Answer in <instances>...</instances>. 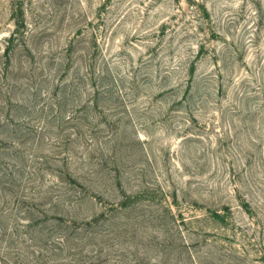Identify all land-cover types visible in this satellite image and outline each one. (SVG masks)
I'll return each mask as SVG.
<instances>
[{"label": "rangeland", "instance_id": "obj_1", "mask_svg": "<svg viewBox=\"0 0 264 264\" xmlns=\"http://www.w3.org/2000/svg\"><path fill=\"white\" fill-rule=\"evenodd\" d=\"M0 264H264V0H0Z\"/></svg>", "mask_w": 264, "mask_h": 264}]
</instances>
